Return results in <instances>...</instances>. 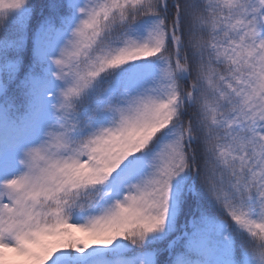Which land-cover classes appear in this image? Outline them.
I'll list each match as a JSON object with an SVG mask.
<instances>
[{
    "label": "snow or ice",
    "instance_id": "1",
    "mask_svg": "<svg viewBox=\"0 0 264 264\" xmlns=\"http://www.w3.org/2000/svg\"><path fill=\"white\" fill-rule=\"evenodd\" d=\"M0 264H264V0H0Z\"/></svg>",
    "mask_w": 264,
    "mask_h": 264
}]
</instances>
